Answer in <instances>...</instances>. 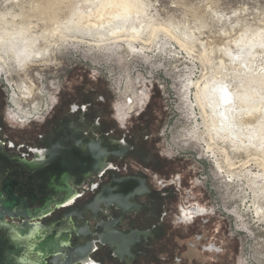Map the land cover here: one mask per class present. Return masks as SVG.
I'll use <instances>...</instances> for the list:
<instances>
[{
  "label": "rangeland",
  "instance_id": "rangeland-1",
  "mask_svg": "<svg viewBox=\"0 0 264 264\" xmlns=\"http://www.w3.org/2000/svg\"><path fill=\"white\" fill-rule=\"evenodd\" d=\"M113 1L118 5L109 0H0V14L7 13L5 21L13 29L26 25L29 35L41 32L50 43H57L54 48L61 45L52 61L63 59L65 63L62 68H55V63L38 71L40 77L32 81L35 88L28 99L19 91V84L12 86L17 94L14 104L8 102L9 90L0 75V105L6 121L10 122L6 115L9 109L19 118L35 114L39 104L30 105L39 95L46 99L41 112L48 110L51 96L66 77L69 84H62L64 91L79 89L83 81L106 93L112 103L120 100L119 87L123 96L124 79H130L132 88H137L140 77L153 82L155 94L141 123L148 129V139L155 140L154 146L149 142L148 147L170 153L154 160L153 173L156 181L178 176L181 185L178 190L175 185L166 186V194L159 195L172 212L165 217L158 246L136 264H264V178L254 175L262 173L258 162H264V154L253 148L234 150L226 140H220L207 126L212 121L199 101V90L206 80L216 82L226 76L244 84L251 81L255 86L252 80L264 76V0ZM134 3L142 12L131 13L133 19L123 21L118 39L98 37L97 41L89 38L90 29L83 25L64 26L75 12L82 20L83 13L103 4L104 17H109L107 10L127 11L136 6ZM132 34L135 39L130 38ZM74 63L80 66L72 71ZM263 90L260 87L256 95L264 94ZM253 114L254 118H247V122L251 120L248 129L258 138L264 132V113ZM137 117L134 115L132 121L139 127ZM13 124L16 128L12 132L24 134L21 125ZM183 142L189 143L185 146ZM220 149L227 151L222 162H218ZM200 151L218 162L219 174ZM195 202L213 206L214 215L200 217L190 226L179 224L176 205ZM210 243L217 247V253L204 251Z\"/></svg>",
  "mask_w": 264,
  "mask_h": 264
},
{
  "label": "flooded vegetation",
  "instance_id": "flooded-vegetation-1",
  "mask_svg": "<svg viewBox=\"0 0 264 264\" xmlns=\"http://www.w3.org/2000/svg\"><path fill=\"white\" fill-rule=\"evenodd\" d=\"M6 17L7 13L0 14V20ZM5 20L1 23L7 24ZM11 29L12 25L8 30ZM32 32L34 33L30 35L26 33L30 38L28 40L32 42V49L45 51L47 55L45 58H31L26 63V43L22 40L11 42L13 51L18 55L17 62L14 63V59L9 58L7 63H0V75L11 86H20L24 82L27 85L33 84L35 77H40L38 71L48 69L55 63V68L65 66L63 59L52 61L63 47L59 45L54 48L57 43H50L41 32ZM5 55L7 57V54ZM78 66L80 65L74 63L72 71ZM66 79L67 77L63 82L65 87L69 84ZM62 84L54 95L55 99H50L51 109L40 114L38 120L29 122L26 117L30 114L19 118L16 113L12 114L10 123L6 121L0 105V144L8 156L42 163L49 159L56 146L69 149L75 145L82 148L95 145L102 151L99 154L100 167L92 170L79 185L71 184L74 195L60 205L52 203L45 214L32 219L31 223L46 227L66 224L71 228L68 240L70 249L61 252L66 258L59 261V264H136L143 257L151 255L154 247L158 246V238L164 232L165 217L172 212L170 207L163 204L159 195L166 194V186L167 189L174 186L167 179L168 176H164L166 186L164 189L160 187L159 190L156 186L157 177L153 178V175L157 176L153 173L154 160L169 156L158 148L148 147L149 142L154 146L155 140L148 139V129L141 123L150 107L156 87L153 82L142 81L138 90L131 87L128 91L130 94L122 90L123 96H120V100L123 106H117V119L121 124H125L121 127L115 119L114 102L112 103L106 93L83 81L79 84V89L72 88L69 92L64 91ZM13 91L16 92L14 88ZM14 95L17 97V94ZM128 97L131 101L135 98L142 99V102L128 106ZM139 110L143 111L134 118L138 119L136 123L140 124L136 127L132 121V112ZM23 118L25 120H22ZM13 123L21 125L24 134L12 132L16 128ZM181 140L184 141L182 137ZM187 143L182 144L186 146ZM220 151L218 162H222V156L227 155L225 149ZM95 152L96 150L92 154L95 155ZM201 155L212 163L215 172L219 174L216 165L218 162L216 163L215 159L210 160L202 152ZM179 182L181 185L180 177ZM207 203L210 205L209 200ZM175 209L178 212V205ZM201 209L203 211H200ZM210 215H214V212L206 206L193 203L189 210H183L176 219L179 224L190 226L200 217ZM6 220L20 224L24 218L6 217ZM209 245L205 247V252L214 254L219 251L213 243ZM43 261L44 264H54L52 257H46Z\"/></svg>",
  "mask_w": 264,
  "mask_h": 264
},
{
  "label": "water",
  "instance_id": "water-1",
  "mask_svg": "<svg viewBox=\"0 0 264 264\" xmlns=\"http://www.w3.org/2000/svg\"><path fill=\"white\" fill-rule=\"evenodd\" d=\"M101 152L95 145L56 146L47 161L38 163L8 156L0 144V264H44L46 257L59 264L66 258L61 252L70 249L71 228L31 220L45 214L52 203L60 205L74 195L71 184L79 185L100 167ZM6 217L24 221L9 223Z\"/></svg>",
  "mask_w": 264,
  "mask_h": 264
},
{
  "label": "bare ground",
  "instance_id": "bare-ground-1",
  "mask_svg": "<svg viewBox=\"0 0 264 264\" xmlns=\"http://www.w3.org/2000/svg\"><path fill=\"white\" fill-rule=\"evenodd\" d=\"M109 1L114 5L117 4V2L115 4L113 0H109ZM104 7L105 5L102 4L97 9L92 10L91 13L89 14L83 13L82 20H80V17H78L77 13L75 12V14L72 17L68 18V20L65 21V24L64 23L63 24L66 27L72 26V24L75 25L77 23L79 25H83L87 27V29H90L91 34L88 35L89 38H93L95 40L97 39V41H99L98 37L100 38L111 37L118 39L116 37V34L119 35L118 32L121 29L120 25L122 26V23H124L123 21H126L127 19L132 17L134 15L133 13L138 14L142 12V8L136 5L132 7V9H127V11L126 10L124 11L123 10L124 8L122 9L117 8L116 10L114 8L111 9L110 11L107 10L109 17H104L105 15V13H103ZM131 13L133 15H131ZM14 18L13 16L11 17V19ZM5 19L6 18L0 20V51H1L0 63H4V64L7 63L9 58H13L14 63L17 62L18 60L17 52L13 51L12 46L10 44L11 42H14L16 40H22L23 42L26 43L25 44L26 48L24 51L25 61L27 60L30 61L31 58H35V57L45 58L47 52L45 51L40 52L35 49H32L31 47L32 42L28 40L30 38L27 37L26 35L27 33L26 31L28 30L27 26H24V29L22 28L19 31H14V29L8 30L9 26L12 24L1 23V21ZM135 36H136L135 34L134 35L132 34L130 38L135 39ZM8 42L9 44H7ZM5 54H7V57ZM28 61L26 63H28ZM223 77L224 78H221V80L218 79V81L216 82H210L209 80L204 81L202 83L201 89L199 90L201 95L199 101H202L205 105L203 106V111L210 116L212 121V124L208 122L207 126H209V129L211 128L210 131L211 130L214 131L215 135H217L220 140H226L234 150L253 148L255 150L257 149L258 151H261L264 154V132H261L258 138L251 136L252 129H248L251 120L247 122V118L252 119L255 117L253 113H257L261 111L264 113V96H263L264 94L260 93L259 96L256 95V92L259 90L260 87L264 88V79H263L264 76L261 77L259 81L252 80V82L256 83L255 86L250 84L251 81L250 83L244 84L237 81V79L234 78L226 79L227 78L226 76ZM129 80L130 79H124L123 81V84H125L126 86L124 88L125 92L131 90L130 85L128 86ZM142 81L143 79L141 77L140 79L138 78L136 80L135 86H137V88H135V90H138L139 88L138 85ZM116 83L118 84V82ZM33 84L27 85L26 82H24L19 86V91L26 96V97L24 96V98L28 99L32 97L35 88ZM200 85H201L200 82H198L197 87H200ZM122 87L123 86L121 85V88ZM182 88L183 87L181 86V89ZM120 90L121 89L119 87L118 92L120 96H122ZM141 102L142 99L139 100V98H135L134 100L131 101V104H129L128 106L136 103L139 104ZM30 107L32 106L30 105ZM253 137L256 139H254ZM226 162L228 164V167H231L233 165L230 161V158H228ZM258 165L260 168H263L262 173L254 174V175L256 178L257 177L264 178V162L260 161L258 162Z\"/></svg>",
  "mask_w": 264,
  "mask_h": 264
},
{
  "label": "built area",
  "instance_id": "built-area-1",
  "mask_svg": "<svg viewBox=\"0 0 264 264\" xmlns=\"http://www.w3.org/2000/svg\"><path fill=\"white\" fill-rule=\"evenodd\" d=\"M91 70V69H90ZM91 72H92V70H91ZM3 82L5 83V85H6V87L8 88V90H9V94H8V96H7V98H8V102H10L11 104L13 103L14 104V101H13V97H14V91H13V88H12V86L11 85H9L6 81H5V79H4V77H3ZM138 83V82H137ZM123 86V89L126 87L125 86V84H123L122 85ZM129 86V85H128ZM126 94H130L129 92H126ZM54 97V95L53 96H51V98H53ZM37 98H38V100H37ZM33 99H35V102H34V104H31V106L33 107V105H35V104H39V110L34 114V113H31V115H29L28 117H32L33 119H35V120H38V117L40 116V114H42V113H44V112H46V111H48V110H50L51 109V107H49V109L48 110H46V111H44V112H41V105L43 104V103H45V100L46 99H44V97L42 98L40 95L39 96H37L36 98L34 97ZM54 99H55V97H54ZM128 100V104H131V99L128 97L127 98ZM27 102H31V100H27ZM123 106V102L121 101V100H116V101H114V104H113V106H114V114H115V119H116V121L120 124V126L121 127H124V125L125 124H121L120 122H119V120L117 119V113H118V107L117 106ZM147 105V104H146ZM46 106V105H45ZM146 107V106H145ZM145 107H144V109H145ZM28 109H29V107H27ZM47 108V107H46ZM45 108V109H46ZM143 109V110H144ZM143 110H139V111H133L132 112V114H134L135 116H138ZM12 114H14L13 113V111H12V109H9L7 112H6V115H7V117H8V120H10L11 121V118H13L12 116ZM16 115V114H15ZM35 120H33V121H35ZM30 122V121H29ZM166 153V155L167 156H169L170 154H168L169 152L167 151V152H165ZM155 178L157 177L156 175L154 176ZM170 183H171V185L172 186H174L175 185V189L176 190H178V188L180 187L179 185H180V182H179V177L177 176V177H175V179L174 180H171L170 181ZM157 185L159 186V187H161V188H164L165 186H166V184H165V182L163 181V180H157ZM198 202H195L194 204H197ZM193 206V203L192 204H186V205H179L178 206V215L176 216L177 218H178V216L179 215H181L182 214V211L183 210H189L191 207ZM205 206V205H204ZM211 212H214V208H213V206L212 207H207ZM200 219V218H199Z\"/></svg>",
  "mask_w": 264,
  "mask_h": 264
},
{
  "label": "snow or ice",
  "instance_id": "snow-or-ice-1",
  "mask_svg": "<svg viewBox=\"0 0 264 264\" xmlns=\"http://www.w3.org/2000/svg\"><path fill=\"white\" fill-rule=\"evenodd\" d=\"M121 119H123V117H121ZM200 211H203L202 209Z\"/></svg>",
  "mask_w": 264,
  "mask_h": 264
}]
</instances>
